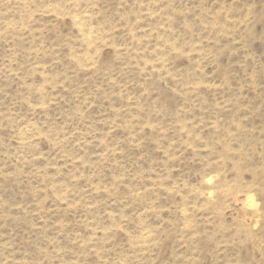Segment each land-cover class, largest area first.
I'll return each instance as SVG.
<instances>
[{
  "label": "rangeland",
  "instance_id": "rangeland-1",
  "mask_svg": "<svg viewBox=\"0 0 264 264\" xmlns=\"http://www.w3.org/2000/svg\"><path fill=\"white\" fill-rule=\"evenodd\" d=\"M0 264H264V0H0Z\"/></svg>",
  "mask_w": 264,
  "mask_h": 264
},
{
  "label": "bare ground",
  "instance_id": "bare-ground-1",
  "mask_svg": "<svg viewBox=\"0 0 264 264\" xmlns=\"http://www.w3.org/2000/svg\"><path fill=\"white\" fill-rule=\"evenodd\" d=\"M246 199H247V201H246L247 204L251 203V197H250V196H248ZM249 205H250V204H249ZM252 205H253V204H252Z\"/></svg>",
  "mask_w": 264,
  "mask_h": 264
}]
</instances>
